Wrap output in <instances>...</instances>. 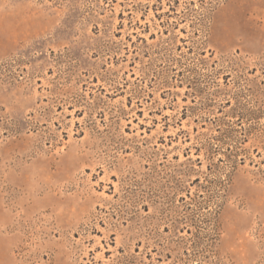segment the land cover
<instances>
[{
  "label": "rangeland",
  "instance_id": "obj_1",
  "mask_svg": "<svg viewBox=\"0 0 264 264\" xmlns=\"http://www.w3.org/2000/svg\"><path fill=\"white\" fill-rule=\"evenodd\" d=\"M0 264H264V0H0Z\"/></svg>",
  "mask_w": 264,
  "mask_h": 264
}]
</instances>
